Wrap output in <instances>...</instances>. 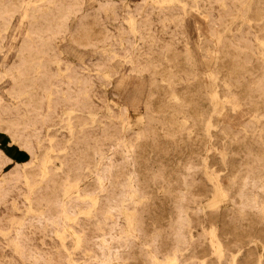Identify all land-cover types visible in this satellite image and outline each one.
Masks as SVG:
<instances>
[{"label": "rangeland", "instance_id": "374dc122", "mask_svg": "<svg viewBox=\"0 0 264 264\" xmlns=\"http://www.w3.org/2000/svg\"><path fill=\"white\" fill-rule=\"evenodd\" d=\"M263 5L0 0V133L15 150L10 164H0V264H151L159 240L178 246L179 264H264ZM44 9L61 15L48 32ZM85 15L98 18L109 37L81 45L73 34ZM41 60L46 90L23 94ZM130 81L140 89L130 91ZM29 157L34 173H23L14 163ZM62 202L75 211L69 225L77 236L47 220L62 225ZM125 213L136 219L137 239L127 236ZM212 232L222 255L210 252Z\"/></svg>", "mask_w": 264, "mask_h": 264}, {"label": "bare ground", "instance_id": "6f19581e", "mask_svg": "<svg viewBox=\"0 0 264 264\" xmlns=\"http://www.w3.org/2000/svg\"><path fill=\"white\" fill-rule=\"evenodd\" d=\"M20 1V0H19ZM48 6V5H47ZM263 8H264V5H263ZM65 9V8H64ZM183 9V8H181ZM60 10H62V8H60ZM25 11V10H24ZM57 11V10H56ZM67 11V10H66ZM26 12V11H25ZM63 12V10H62ZM37 13V12H36ZM76 14V13H75ZM22 18V15L21 17ZM83 18V21H81L79 24H78V29L75 31V33L73 34V37L81 44V45H84V46H87L89 45L90 43H95V42H101L103 39H106L108 38L109 36L107 35V33L105 32V30L102 28V24L100 22V20L98 18H93L92 15H85V16H82ZM81 18V20H82ZM109 18L112 19V20H116V13L115 11H111L110 14H109ZM41 19L44 20V27L41 26L44 31H49L51 30L52 28V21H58V24L60 23V20H61V15L59 14H56V15H53L50 16L47 12L46 9H44V11L41 12ZM94 19V20H93ZM29 20V19H28ZM127 24H128V27L130 29V31L132 32V34L134 36H137L138 33H139V30H140V26L139 24L137 23V19L132 16L131 14H129L126 18H125ZM28 22V21H27ZM4 25H6V28L5 30H7V33L9 34V31L12 29L11 27V21L8 22L7 20L4 21ZM77 24V23H76ZM75 24V25H76ZM74 25V27H75ZM3 26L0 25V28ZM251 26V25H250ZM4 27V26H3ZM29 27V26H28ZM31 27V25H30ZM41 28V30H42ZM27 31V30H26ZM58 31V30H57ZM0 33H1V30H0ZM7 34V35H8ZM27 34V33H26ZM25 34V36H26ZM70 34V33H69ZM123 32H122V29H120V32H119V36H121V38L123 37ZM126 35V34H125ZM26 38V37H25ZM4 39H7V36L4 37ZM72 39V38H71ZM58 40V39H57ZM74 42V41H73ZM26 44V43H25ZM28 44H32L30 42H28ZM199 44V43H197ZM25 46V45H24ZM81 48V47H80ZM85 49V47H84ZM128 50V49H126ZM125 50V51H126ZM23 51V50H22ZM49 51V49H48ZM98 51V50H97ZM22 53V52H21ZM44 55H47V50L45 52V50H41L40 52V59H43ZM192 55V54H191ZM26 59V58H25ZM22 61V60H21ZM27 62V61H26ZM223 62V61H222ZM114 65V64H113ZM219 66V65H218ZM115 68V67H114ZM233 68V67H232ZM25 69V68H24ZM134 69V68H132ZM219 69L220 70H228L229 68L226 67V65H223V64H220L219 66ZM27 70V69H26ZM36 72L38 73V75L31 79V78H27L26 81L24 82V84H21L20 86V89L23 91L22 93L24 94L25 92H27L25 89L28 88V91L29 90H32L34 92H37V93H40V92H43L46 90L48 84H49V79H50V76L47 75L48 72H47V65L46 64H43L42 60L40 62H37L36 64ZM59 75V73H58ZM156 78V77H155ZM237 88V87H236ZM152 90V89H151ZM220 93V92H219ZM218 92H215L214 94V100L215 99H220V95H219ZM2 96V95H1ZM4 97V96H3ZM2 97V98H3ZM32 97V96H30ZM16 98V97H15ZM240 99V98H239ZM250 99V98H249ZM6 100V99H5ZM33 100V99H32ZM171 100H174V101H178L179 100V97L178 95L174 94L172 95L171 97ZM36 105L34 106V108L36 110H38L41 106V103H40V99H37V101L34 102ZM205 107H206V103H204ZM249 109V108H248ZM3 110L4 108H0V111H2V114H0V119L2 120L4 117L3 115ZM40 110V109H39ZM75 111L73 109H70L68 111H66L64 113V115L68 118H70L72 116V114L74 113ZM216 112V110H215ZM89 115H94L93 113H89ZM211 119V118H210ZM4 120V119H3ZM14 125V123H7L8 127H10L9 125ZM46 131H50V126H46ZM258 129V128H257ZM209 130V128H208ZM227 132V131H226ZM232 135V134H231ZM160 139V138H159ZM169 142V140H168ZM33 147V146H32ZM54 147H51V149H53ZM170 149L174 148L173 146H169ZM245 152V151H244ZM150 157V156H149ZM169 157V156H168ZM172 157V156H171ZM0 158H1V162L0 164H10V159L3 153V151L0 149ZM211 158H212V161H211V164L212 166L214 165L215 167L219 168L220 165H221V162L219 161V159L217 158V154L214 153L211 155ZM30 160H28L27 162H24V163H14V165L16 167H21V170L24 171L23 173L25 172H31V173H34L33 170H30V171H27L29 167H33L34 165V159H31L29 157ZM97 159L96 157L94 156V154L92 153V162H95ZM162 161V160H161ZM205 162H206V159H205ZM163 164V163H162ZM167 166L171 167L172 165H174L173 162L169 163H165ZM46 166L43 167V173H45L47 170L45 168ZM232 168V167H231ZM169 171L171 172H174L173 169H169ZM7 172L4 171L2 172V174H6ZM26 179H27V176L25 175L24 176ZM222 177V176H221ZM24 180V179H23ZM44 180V177L41 178V181ZM80 179H77L76 180V184L73 185V187L76 189L75 190V193H79V190L81 189L79 186H78V182H79ZM33 182V181H32ZM86 184H88V181L85 180L84 181ZM40 183V182H39ZM129 187L130 189H133L135 188V186L133 185V178H130L129 180ZM2 188L0 187V190ZM1 192V191H0ZM228 192V191H227ZM231 193V192H230ZM86 196H89L88 194ZM64 197H68L67 194L64 195ZM29 200V204L31 206V209H34L33 208V203L31 202V198H28ZM91 201V200H90ZM125 202H126V199H123L122 200V206H123V210H125ZM99 203V198L98 197H93V205H94V208L95 206ZM158 204V203H157ZM90 213V210L88 211ZM162 212V211H161ZM59 219L60 221L62 222V225L56 223V218H48L47 220H49L50 222H52L54 224V227L56 229H59V228H67V229H70L72 230V234L74 236H77V233L75 232L74 228L72 225H69V222L71 221H74L76 219V216H75V211L73 208H70L68 209L67 207V204L65 202H62L61 203V207H60V215H59ZM125 217H126V220H127V236H129V238H133V239H137V235L135 234V231L137 230L136 226H135V221L136 219H134V217H131L130 215L126 214L125 213ZM157 221H159L160 219H163V216L162 214H159V217L156 218ZM145 222V221H144ZM177 229H181V224H177ZM146 229L148 230H151V228L149 227H146ZM124 229V228H123ZM125 230V229H124ZM179 238L183 237V235H179L178 236ZM78 243L79 245H81V240L80 238L78 239ZM210 245H211V249H210V252L212 254H217V255H222L223 253V250L221 248V244L219 243L218 241V238H217V234L215 232H212L210 234ZM109 252V251H108ZM178 252H179V248L176 244H171L170 242H167V241H163V240H159L156 242V245L154 246V248L151 250V252L149 253V259L151 261V264H179V256H178ZM163 254L164 256V260H161L160 257H159V254ZM261 256H262V253H261ZM141 258V257H140ZM73 264V262H71ZM131 264V263H130ZM133 264H145L143 259H139V261H135L133 262Z\"/></svg>", "mask_w": 264, "mask_h": 264}, {"label": "crops", "instance_id": "0c3cea01", "mask_svg": "<svg viewBox=\"0 0 264 264\" xmlns=\"http://www.w3.org/2000/svg\"><path fill=\"white\" fill-rule=\"evenodd\" d=\"M0 149L9 158L15 156V150L11 148L10 143L5 139V137L1 133H0ZM6 152L8 154H6ZM11 159H13V158H11Z\"/></svg>", "mask_w": 264, "mask_h": 264}, {"label": "snow or ice", "instance_id": "6c2138e0", "mask_svg": "<svg viewBox=\"0 0 264 264\" xmlns=\"http://www.w3.org/2000/svg\"><path fill=\"white\" fill-rule=\"evenodd\" d=\"M126 87L130 91H138L140 89L141 85L139 84V82L130 81L126 84Z\"/></svg>", "mask_w": 264, "mask_h": 264}]
</instances>
